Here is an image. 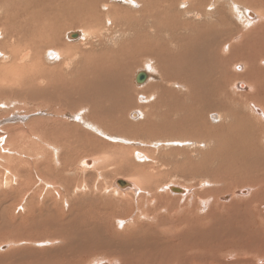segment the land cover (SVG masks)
<instances>
[{
    "label": "rangeland",
    "instance_id": "374dc122",
    "mask_svg": "<svg viewBox=\"0 0 264 264\" xmlns=\"http://www.w3.org/2000/svg\"><path fill=\"white\" fill-rule=\"evenodd\" d=\"M1 1L3 4H5L4 0H1ZM48 1L46 0L45 1L46 3L44 2V4L42 5L41 3L35 4L39 6L38 9L41 8L43 5H46L45 8L53 11L51 13H48L49 18L47 20L42 21V23L45 22L48 25H45L46 27H41V25H44V24L40 23L39 26L34 27L33 30L32 31L30 30L26 35L22 34V38L18 46L20 49H25L24 52H26L27 50L31 51V55H30V58H28L27 63L28 65L32 67L31 70L38 71V68H39V71L34 73L35 78H38L39 75H42V77L46 78V82L44 81L45 79H43L42 81L40 79L38 80L39 82L38 84H40V86L42 87L41 89L47 88L46 90L44 89V91L43 90L41 91L43 92L47 91L46 95L50 94L48 95L49 97L48 96L46 97L45 93H42V95L44 94V96L41 97L42 99H40L38 96H35L36 94H39L38 90L34 92L31 96L30 93L32 92L30 91L31 89L27 85V82L25 83V86H23V88L17 85L0 83V168L2 165V168L0 169V264H46L47 262H48L47 264H52V263L53 264H72V262L74 264H78V263L79 264H95V262L96 264H102L103 263L102 261L104 262L106 261L105 257L102 254L96 253L94 250H91V252H87L86 254H82V255L81 253H78L79 251H81L82 247L79 246L76 240L70 236V234L67 232L68 230L67 228H70L69 230L71 232L72 231L79 232V231H83V229H84V232H86L87 230V233H91L92 235H94L95 237L94 242L97 244L98 243L106 244L112 241L113 244L124 242V245H126V244H135L136 242L142 248L144 247L145 254L147 258L151 257L152 259L151 261L156 260V259L147 254L148 250L152 249V251H162L163 247L165 248L169 245H170L169 247H171V243H172L173 246H175L176 248L174 249L171 247L174 250V252L171 253L170 255L175 254L176 257L173 255L175 258H172L169 260L171 262L170 264H172V262L173 264H176V263L178 264H181V263L182 264H188V263L190 264L191 263L192 264H196V263L197 264H201V263L202 264H210V263L211 264H216V263L218 264L219 263L220 264H254V263L261 264L259 260L255 262L253 261L249 262L247 261V258H245V256L243 258L242 255H243V252H245L246 250L252 252L254 255H258V254L264 255V188H262L261 191L256 195L255 194L256 190L251 189L249 186L246 185V181L252 180L251 178L257 175V173L254 172L253 174H251L247 172L248 174H251V176H249L247 173H245L246 177L243 175L245 165L243 162H239V163L235 162L237 159L238 152L237 151L233 152V146H234L235 138L238 139V142H241L240 148H242L244 144H247L250 142L254 144V147L257 149L256 154L258 157H260V154L262 152L264 153V144H262V141H261L263 133H264L263 131L264 122H262L261 124L260 122L256 121L251 116L253 114H251L249 110H246L243 104L239 105L240 107L242 106L241 108H238V110H240L239 113L241 114V117L243 118L246 117L247 120L251 123V125L248 123V121H246L245 127H243L242 123H238L239 126L237 125L233 129H226L224 128V125H222L223 121H221V119L217 117L216 113L215 114L213 113V117L209 118L211 113L214 111H210L211 112L210 114L206 113L205 120L198 119L196 121L193 119L194 112H195V109H194L195 104L193 102V99L196 98L199 95V93L192 91V90H186V89L183 90V87L177 88L176 86H173V87L170 86L166 88L167 91L170 92V94L168 92L169 95L165 96L166 93L164 89L161 87H158V85H162V83L158 84V82H160V75L155 70L153 72L156 73L157 75L152 76L153 78L149 80L151 82L147 81L143 85H138L135 81L136 74L140 70L143 71L144 68H146L144 67L145 66L144 61L146 60V63H147L149 62L148 60H151V61L154 60V58L151 59V57L149 56V52L151 51H158L160 49V51L163 52L164 56L167 57L166 59L171 61V59L175 60L176 58V60L183 61L184 63L187 64L186 59H189L191 55L189 47L191 44H193V38H194L193 34L195 35V33L200 30V27L199 26L195 27V30H194L193 23L196 20L194 18H188L182 15L183 6L180 5L181 1L176 0L177 1L176 2L175 0H171L169 2L167 0L168 1L167 3L166 0H160V3H159V0H157L158 2H156V0L155 1L153 0L154 2L152 0H144L143 3H145L146 5H145V10H142L143 9L142 7H141L142 9L140 8L135 9V6L134 8H132L129 4L124 3V1L122 0L120 1L119 0H108V1L101 0V2H108L109 3L108 5H110L112 7V10H114V14L112 13V19H113V22H116L115 24L117 26L115 25L112 26L111 23L109 24L106 22L107 14L101 9V6L103 5V3L100 4L101 6L96 7V9L95 7H90V6L88 8L86 7L88 5L84 3L77 4V5H74L76 6L75 11L65 14L62 12V10L66 8L67 6L63 7L61 5L59 8H57V5H60V0H57V1L52 0V1H56L57 3L52 2L51 0H48ZM237 1L241 3L240 12L243 13L245 9L246 11H251L255 13L258 18V21L261 19L264 20V6L261 4H258L260 3L258 0H237ZM34 2H36V0H34ZM39 2L43 3V0ZM248 3H251L253 7L245 5ZM171 4H172V7L169 6ZM221 4L222 5L224 4V5L222 6ZM221 4L216 11H213L214 13H216V15L213 17L212 21H216L218 25H220L219 28H221L222 22H220V19L222 18L227 19V21L224 23L225 24L224 28L226 29L228 27H231L233 30V33H236V34L238 31H242V30L244 31L250 28L248 29V31H245V33L249 35L247 39L248 43L246 42L245 45L242 46L241 49L238 50L241 52V54H246L248 59L246 60L243 59L241 60L240 63H236V66L243 67L242 70L239 69L238 71H234L235 69L233 68V65L232 64L229 65V63L227 64L225 63L224 65H221L222 67V71H221L219 59L213 57L210 51H207L205 55L204 51L198 50L196 54L198 58L196 59V61H197V64L199 65L203 63L205 65L207 64L208 67H210L209 66L210 64L213 66V68L218 67L219 68L218 73L220 71L223 72L225 68L224 70L225 74H223L222 78H224V83H225V87L227 88L226 89L227 93H231L233 85L236 83V80H238L237 77L239 76V73H244L249 70V73L253 76L254 74H256L258 69L264 70V63L262 65H260L259 63L261 61L264 62V21L261 20L259 21V23L257 22L253 24L252 26L247 27L246 20H248L249 22H255L256 20L255 21L252 20L251 18L247 16V14H245V17L247 18L245 19L244 14H243V19L245 20L244 21L242 17H240L241 15H239V12L238 13H236L235 11L234 13L232 12V10L229 8L230 5L226 3V0L222 1ZM262 4H264V0ZM163 5L164 7L165 5H167L164 11L162 10L164 8ZM150 6L152 7V9L150 8ZM90 8L94 10L91 9V11L88 13L87 11H89ZM98 10L99 12H97ZM117 10L120 12H118ZM156 10L162 11V14L160 17ZM165 10L167 12H165ZM92 12H94L95 15ZM128 12H130L131 14H129ZM134 12L136 13L139 12V13L133 16H137L142 19H138L137 17L132 18L131 16ZM145 12H148V13H145ZM224 12H227V13H224ZM143 13L145 14L144 16H143ZM149 13L150 14L152 13V14L150 15ZM89 14L93 16L90 18L91 15ZM96 15H97V18H96ZM145 16H147V19H150V20L146 21L147 19L145 18ZM169 16L171 18H169ZM152 17H154V19L158 17V19L156 20H159L161 18L162 19L166 18L165 22H164V19L163 20L161 19L162 23L169 22L171 23L172 27L176 24L175 25L176 29L175 27L173 28L175 29V32L177 33L176 35L181 36V38H177L179 42L176 39V43L173 42L174 44L170 43L168 45L164 43L160 34H157L156 36H152L150 33L144 32V30H146L147 27L142 26V23L143 24H147L146 22L150 23L152 21ZM172 17H176L177 21L173 22L174 18ZM89 18L91 20L96 18L95 19L96 21L95 20L91 21ZM72 19H76V23ZM131 19H134V20L131 21ZM126 21L127 22L129 21V22L126 23ZM135 21H138V22H135ZM179 21L181 24H179ZM58 22L61 23V25L64 22L75 24V25L73 28H68L64 26L62 27V29L58 30V29H55ZM140 22H141V25H140ZM188 22L190 23L189 26L186 25V23ZM119 24L120 26L118 27ZM51 25L54 28L51 27ZM132 25H134V27ZM181 25H182V28H181ZM184 25H186V27ZM139 26H142L145 29L142 30L143 28ZM183 26L186 29H184ZM119 28L120 29L122 28V30H120ZM127 28H129L130 31L128 30L126 33L130 35L124 38L125 29ZM75 31L85 32L87 36L84 39L82 37L77 40L69 39L67 34L70 32H75ZM109 31L111 32L109 33ZM2 32L7 33L6 36L9 37V42L13 41L14 38L18 39V37H20L18 35H16V37L14 36V28L12 25H8L7 29H3ZM113 32H114L113 35L117 36V41H116L117 44L115 43V41H114V44H112L110 42L107 43V41L105 40V38L106 39L113 38L114 36L111 34ZM182 32H184L185 34H183ZM89 33L93 36L89 37L90 35ZM163 34H166V33L164 32ZM188 34L190 35V37ZM132 36L134 37L133 40H132L133 38ZM182 36L183 37L185 36V38L183 39ZM8 37L4 36L1 38V35H0V51H2V53L3 52L6 53V55L9 56L10 54H9L7 46L11 47L10 46L11 42L7 44L6 47H5V44L2 43L3 41H7ZM137 37L138 39H135ZM142 38H144V40ZM148 38L149 40H146ZM154 38L156 39L158 38V40L160 41L162 39V41L160 42L156 40L157 41L156 43L155 40L153 41ZM47 39H49V41L55 40V42L58 43L59 45L61 44L69 45V48H71V57H73V62H70L68 60L69 59L68 57L70 55L69 56L67 55L66 46H64L65 48L64 49L65 51H63L64 53L62 54L60 52L62 58L61 57L58 58L57 60H55L56 62L54 60H48L47 57H45V51L48 50V48H46V43H45ZM119 39L121 40L118 41ZM100 40L102 41L101 44L103 46L100 44L101 42ZM146 43L148 44L147 45L148 47L145 48L143 47V45L145 46ZM151 44H153L154 47L151 46ZM179 44L181 45V47ZM182 45L185 49H183ZM176 46H177L178 51L177 50L175 51ZM111 47H114V49L113 48L111 49ZM180 48H182V50ZM217 48H218L217 49L218 53L220 52L222 54V51H221L222 46L220 47L217 46ZM209 49L211 50V48ZM180 50L181 52L179 53ZM260 50H261L263 59L262 57H260ZM182 51H185V52H182ZM144 52H148V55L146 56ZM166 52L167 53L170 52V53H168V55L166 56ZM2 53L0 52V68L1 67L6 68V67L11 66L12 60L3 59L4 57ZM250 53H254L255 56H251ZM38 59L39 61L41 59V61L39 62ZM16 62L20 63V60H17ZM217 63L219 65H217ZM95 64L98 68H95L96 67ZM34 65H37V67L34 68ZM103 65H106V67H109L110 69L114 70L115 73H117V75H119L118 73H120L123 76V80H122L123 86H124L123 92L120 95L115 94L116 99L119 97L121 101L120 109L115 111L116 114L114 112L115 117L113 114V116H110V118H104V117L101 118V116L99 117V115H95L91 113L92 108L94 107V105H96V101H97V104L98 103L100 104L97 98L98 94H96L92 89L94 87L93 84L96 81L97 83L99 82L100 85L103 84L101 80L104 79L105 74L107 73V72L105 73ZM118 65H120V67ZM157 67L158 69H160L158 65ZM116 70L118 71L116 72ZM145 70H148V68H146ZM51 71H54V73L53 72L50 73ZM209 74L211 75L210 72ZM260 74H261V81L263 78V83H262L263 89H259L257 91L260 93L259 96L264 101V71L260 72ZM4 77L5 76H0V81ZM216 77L220 78L218 75H216ZM47 79L50 81H48ZM53 79L58 80L60 82L57 84V82H53ZM77 80H79L80 83L86 82L89 85L91 83L92 86L90 88V91L86 90L84 93L79 92L80 90H78V86L76 82ZM242 82L243 81L239 82L238 84L240 83L243 84ZM149 83L151 84V86L149 85ZM165 84H166L165 86H169L167 83ZM48 85H50L49 88L47 87ZM102 86L104 87L105 84H103ZM116 86L118 87L119 84L117 83ZM154 86H157L158 89H155ZM135 87H138L139 89ZM53 88L55 91L52 90ZM55 88H58L60 91ZM143 88L145 91L143 90ZM70 91L72 92V94ZM239 91H242L244 93L247 92V91H243L240 89ZM77 92L78 94H76ZM173 92L174 94L172 95ZM201 92L205 93L204 97L211 96V95L213 96L214 94V91L210 89L207 90L206 88H202ZM220 92H221V89L218 88V95ZM53 93L55 95H52ZM61 93L62 94L66 93V94L64 96ZM139 93H142L141 94L142 96ZM152 93H155V95L152 96ZM160 93L162 96H165L166 98L159 99L158 96ZM29 94H30V97L32 98H29ZM59 94H61V97L57 98L56 95H59ZM69 94H71V96ZM124 94L129 95L130 102L132 103L127 106L125 105L126 107L124 108V114L121 113L123 117H121L120 121L123 120L124 124L119 123L118 125H114L112 127L113 124L111 123V126L110 125H108L109 127L105 126L106 128L104 130L108 132L107 134L103 130H101L97 125L99 122H100L99 124L101 127L104 126L106 123L109 124V122L111 121H108V119L110 120L113 119L114 122H116V117H117L116 115H121L120 112H123L122 108L124 107V102H123ZM107 95L108 94H105V98L109 97ZM151 96L155 99H152ZM234 96H236V94H234ZM141 97H144V98H141ZM73 98L75 100H78V99L88 100L91 104L89 106L83 103L82 104L78 103L79 105L77 106L78 107L77 108L78 110H77L75 109L76 106L72 108L73 105L72 106L70 105L71 104L70 102ZM88 98L91 100H89ZM91 101L93 102V104ZM210 103L209 104L203 103V104L210 105ZM65 104L66 105L68 104L69 106L68 105L66 106ZM99 104L96 105L95 107L98 108ZM159 104L160 106H158ZM50 107H53V108H50ZM232 107L236 109V105L231 106L230 109ZM71 108L73 111L71 110ZM116 108H119L118 102H116ZM258 108L263 111L262 107L258 106ZM53 113H58L59 117L55 116ZM132 113L138 114L137 117L133 118L131 116ZM144 114H146V117H147V114H150V115L146 118ZM168 117L170 119H168ZM149 118L154 122L149 120ZM51 120L53 122H50ZM146 120L149 121L146 127L144 126L143 128H141L142 130L136 128V126L141 125ZM160 122H164L166 125ZM58 126H60L59 127L60 129L58 128ZM75 127H76V130H74ZM225 127H227V124H225ZM31 130L33 131V133L34 131L35 132L37 131V133H34L36 134V136L39 134L38 133L39 131L40 132L39 135L43 138V142L45 141V139L48 141V142L45 141L47 145H59V147H61V150L59 152V158H60L62 167H65V170H62L61 172L62 168L59 166V164L55 163L54 157H52L54 154L53 150L49 149L50 150L49 151L47 148L44 147V145L42 146V143L40 144V146L34 143L35 149L39 148L37 149V151L39 150L37 153H40V155L45 157L46 159L41 157L42 165L41 163H39L40 167L39 168L35 167L34 164L38 162L37 156H35V154H30L31 147L28 145L29 143L28 140L32 138L30 137ZM64 132L66 133L67 136L65 135ZM141 132L144 134H142ZM151 132H153L154 134H151ZM11 133L13 134L11 135ZM58 133L59 135H57ZM148 133H150L151 135H149ZM68 134H71V135H68ZM156 135L158 136L156 137ZM14 136H16L15 145H16V142L19 140L20 145H18L17 147H19L18 149L21 150V151L19 150L20 153H23L24 158H22L21 154H18V153L14 154L15 150L11 146L12 143H10V142H14L13 141ZM58 136L60 137V139ZM69 136L70 137L72 136V137L69 138ZM52 137L53 138L55 137V138L53 139ZM77 137H79L80 139L79 138L77 139ZM178 137H186L188 139L183 140V138L180 139ZM196 139L200 140L202 142L201 145H203L201 148H197L198 150L195 149L196 143L198 142ZM94 143H96V145ZM3 145L4 147L5 146L6 147L5 148L2 147ZM21 145H24V146H21ZM68 146H71V147H68ZM91 146L98 147L100 149L99 150L97 148L98 149L97 151L99 153L97 151H95V153L92 152L93 150H90ZM23 147L25 150L28 149V151L23 152L22 151ZM101 147L102 148L104 147V148L102 149ZM2 148L10 149V151L12 150L13 152L7 151L6 153H4V150L3 152L1 151ZM86 150H87V154H86ZM31 151L36 152L34 149ZM102 151L104 154L102 153ZM224 151H225V154H223ZM16 152H18V150H16ZM25 153H28V154L25 155ZM137 153L141 155V159H138ZM11 155H13L15 158ZM19 156H21V158H19ZM17 158H19V160ZM103 158L106 159L107 161L100 162L98 164L96 163L97 165L95 164L93 168L86 170V171H82L80 169L81 167L80 163L83 160L97 161ZM47 159H50V162L49 160L47 162L43 161ZM29 160H32V161H29ZM15 161L16 162L20 161V163L21 161H24V162L21 163L22 164L21 166L20 163H16ZM26 162H28L29 164H27ZM9 163L11 164L14 163L11 166L12 169L9 168L10 167ZM124 163H127V164L125 165ZM133 163H134V166H132ZM23 164L25 165V168H24L25 172L22 169V167H24ZM126 167L128 168L126 169ZM137 167H139L141 170ZM33 168L35 169L33 170ZM129 169L133 170V173ZM9 170L10 171L12 170L11 175H10ZM12 175L15 176V179L13 178ZM41 179H44L45 182L44 183L40 182ZM122 179L127 180V181L130 180L131 182L138 185L140 189L138 193L137 192L133 193L132 191H125V190H122V188L116 189L114 185L115 181L122 180ZM222 181H226V182L222 184ZM237 181L238 182L243 181L245 184L243 183V185H241L237 183ZM139 182L144 186H142ZM170 184H174L179 187L181 186V187L187 188L189 190V194L182 196L180 194L171 193L169 190L166 189V186ZM140 185L142 188L140 187ZM237 186L238 188H236ZM59 188L61 189L60 192L62 191L63 195L61 197L57 196L54 198L53 196H54V193L56 192L55 190H59ZM62 188L64 190H62ZM67 189L68 191L65 192V190ZM114 189L120 192L116 193L115 191H113ZM190 189L193 192H191ZM241 190H247L248 193L244 195L239 194L237 196L238 198L237 197L231 198L233 193H239V191ZM1 193H4V194H1ZM7 193L9 194V196L6 195ZM33 194H35L36 198L35 197L32 198L34 196ZM3 195H6L7 198L6 196H3ZM217 195L219 197H217ZM253 195H254L255 200L253 199ZM216 197L218 198V200ZM225 197H229L230 200L232 199L233 200L235 199V200L230 201L228 199V201H226L224 200ZM256 198L258 199L256 200ZM65 201L67 202V204L65 203ZM73 201L75 202L73 203ZM139 201H140V204H139ZM250 201L252 202L250 203ZM25 205L27 208H29L28 210L25 208ZM60 207H61V210H60ZM88 207L90 208L88 209ZM106 207L107 208L109 207V208L107 209ZM84 208L87 210H85ZM33 209H35V211H33ZM29 210L30 212H28ZM36 210L39 212L41 211L40 212L41 214L40 213L38 214ZM82 210L84 212H82ZM102 210L104 212L106 210V212L103 213ZM78 212L80 215L82 213L81 217L77 216ZM98 213H99V216L93 217L94 215L95 216L98 215ZM108 213H110L111 216ZM37 214L38 216H36ZM56 214L59 216H57ZM74 214L76 215L75 216L76 218L74 217ZM34 215L37 218L36 220H34L35 219ZM72 215L73 217H71ZM32 216H34V218ZM31 217H32V220L35 221L34 225H32V221L29 219ZM57 217H58V220H57ZM47 218L49 221L46 220ZM67 219H69L70 222ZM37 220L39 222L41 221L43 223V226L41 222H40L41 224L40 223L37 224L36 223L38 222ZM59 220L61 221L58 222ZM74 220H77V221H74ZM78 220L80 221L79 225H78L79 223ZM99 221L102 222L101 225ZM212 221L214 224L212 223ZM61 222L62 223L64 222V224H62ZM76 222L78 223L76 224ZM208 224H210L211 226L210 225L208 226ZM73 225L74 227H72ZM28 226H29V229L27 230ZM39 226L41 227L38 228ZM48 227H49V230H48ZM80 228L81 230H79ZM93 228L95 229L94 230L95 234L92 231ZM42 230H44V232ZM45 230L47 234L44 237L46 233ZM29 232H31L32 234V236L30 237H29L30 235ZM25 233L28 234L29 238H27V235H25ZM41 233L44 235H41ZM48 233H51V234H48ZM134 234L136 236H134ZM99 235L101 238H103V240H98L96 238V236L99 237ZM56 236H59V237L56 238ZM156 236H158V238ZM86 237L88 239L93 238V237L91 238L88 236ZM232 237L234 240L232 239ZM64 238L66 239L64 240L65 244L63 243L58 244V241L61 239L63 240ZM26 239L30 242L33 241L31 242V246L30 245L28 246V244L26 245L25 242H22V240H26ZM147 239L148 240L152 239V240L148 241ZM157 239L159 240L157 244L159 245L158 250L153 249V247L157 248V245H156ZM153 241H155V244ZM143 243L145 245H143ZM41 244L43 245L45 244V245L43 246ZM150 246L152 248H150ZM123 247L124 246L122 247L120 246L119 248H123ZM129 249L130 248H127L125 250H129ZM71 251H73L72 254H69L71 253ZM176 251L178 255H176ZM183 253H186V255H184ZM194 254L196 256H194ZM226 255L227 256L229 255V256L227 257ZM179 256L181 257L180 260H179L180 258ZM186 257L188 260H184L186 259ZM128 261H132V260H128ZM210 261L215 262V263H212ZM156 263L160 264L159 262H156ZM131 264H137V263L132 262Z\"/></svg>",
    "mask_w": 264,
    "mask_h": 264
},
{
    "label": "bare ground",
    "instance_id": "6f19581e",
    "mask_svg": "<svg viewBox=\"0 0 264 264\" xmlns=\"http://www.w3.org/2000/svg\"><path fill=\"white\" fill-rule=\"evenodd\" d=\"M5 1V4H3L2 3V1L0 0V27H2V28H0V35H1V38L2 37H8V36H6V32H2L3 31V29H7V27H8V25H12L13 26V28H14V36L16 37V35H18V36H20V37H18V39H13V41H10L11 42V44H10V46L11 47H8L7 46V48H8V51H9V56L8 55H6V53H2V51H0L2 54H3V59H10V60H12L11 62H12V65L11 66H9V67H6V68H4V67H1L0 68V76H5L4 78H2L1 79V81H0V83H3V84H11V85H17V86H21L22 88H23V86H25V83L27 82V85L29 86V88L31 89L30 91L32 92V93H30L31 94V96H32V94L34 93V92H36L37 90L39 91L38 93L39 94H36L35 96H38L40 99H42L41 97L42 96H44V94L42 95V93H45V95H46V93H47V91L46 92H43L44 91V89L46 90L47 88H44V89H41L42 87L40 86V84H38L39 82H38V80H40L41 79V81L43 80V79H45L44 81L46 82V78H44V77H42V75H39V77L38 78H35V75H34V73L35 72H38L39 71V68H38V71H34V70H31V66L30 65H28V63H27V60H28V58H30V55H31V51L30 50H27L26 52H24V50L25 49H20L19 48V46H18V44H19V42H20V40H21V38H22V34H24V35H26L30 30L32 31L33 30V28L34 27H37V26H39V24L40 23H42V21H44V20H47L48 18H49V14L48 13H51V12H53V11H51V10H48L47 8H45L46 7V5H43L41 8H39L38 9V7L39 6H37V5H35L36 3L37 4H39V3H41V5L42 4H44V2L46 1V0H43V3L42 2H39V1H42V0H36V2H34V0H4ZM48 1V0H47ZM52 1V0H51ZM57 1V0H56ZM56 1H52V2H56ZM108 1V0H107ZM120 1V0H119ZM122 1H124V3H126V4H129L132 8H134V6H135V9H138V8H140V9H142V10H145V3H143V1L144 0H122ZM153 1V0H152ZM155 1V0H154ZM153 1V2H154ZM169 2L171 1V0H168ZM168 1L166 0V2L168 3ZM176 1V0H175ZM177 1H179V0H177ZM176 1V2H177ZM181 2H180V5H182L183 7H182V9H183V12H182V15H184V16H186V17H188V18H194L196 21L193 23V27H194V30H195V27H200V30L199 31H197L196 33H195V35L193 34V33H191V34H193V36H194V38H193V44H191L190 45V47H189V50H190V53H191V55H190V57H189V59H186V61H187V64L186 63H184L183 61H179V60H176V58H175V60L174 59H171V61L170 60H168V59H166L167 57H165L164 56V54H163V52H161L160 51V49L158 50V51H151V52H149V56L151 57V59L152 58H154V60H148L149 62H147L146 63V60L144 61L145 63H144V67H146V68H148V70H145L146 68H144V72H146L147 74H148V79H147V81H149V80H151L153 77L152 76H155V75H157L156 73H154L153 71L155 70L156 72H158L159 73V75H160V82H158V84H160V83H162V85H158V87H161V88H163L164 89V91H165V93H166V95L165 96H167V95H169L170 94V92L169 91H167V89L166 88H168V87H170V86H176L177 88L178 87H183V90L184 89H186V90H192V91H195V92H197V93H199V95L196 97V98H194L193 99V102H194V109H195V112H194V120H198V119H204L205 120V114L207 113V114H210L211 112L210 111H214V112H212L211 113V115L209 116V118H212L213 117V113L215 114L216 113V115H217V117H219L220 119H221V121H223L222 122V125H224V128H226V129H233L234 127H236L237 125H238V123H242V125H243V127H245V124H246V121H248L247 120V118L245 117V118H243V117H241V114L239 113L240 112V110H238V108H241L239 105H242L243 104V106H245V108H246V110H249V112L251 113V114H253V115H251L256 121H258V122H260L261 124H262V122H264V101L261 99V97L259 96V92L257 91V90H259V89H263V78H262V81H261V74H260V72H262V71H264V70H261V69H258L257 70V72H256V74H254L255 75V77H254V75L252 76L250 73H249V70L247 71V72H244V73H239V76L237 77V79L238 80H236V83L233 85V87H232V92L231 93H227V88L225 87V83H224V78H222V76H223V74H225V72H224V70H225V68H224V70H223V72H221L222 71V67H221V65H224L225 63L227 64V63H229V65L230 64H232L233 65V68L235 69L234 71H238L239 69H243V67H238V66H236V63H240L241 62V60H246V59H248L247 58V55L246 54H241V52L240 51H238L239 49H241V47L242 46H244L245 45V43L247 42V39H248V34L247 33H245V31H248V29H250V28H248V29H246V30H242V31H238L237 32V34L236 33H233V30H232V28L231 27H228V28H224V26H225V22L227 21V19H220V22H222V27L221 28H219V26L220 25H218V23L216 22V21H212L213 20V17L216 15V13H214L213 11H216L218 8H219V6H220V4L222 3V1H224V0H180ZM260 3H258V4H261V5H263L264 6V4H262L263 3V0H258ZM49 2V1H48ZM156 2H158L157 0H156ZM155 2V3H156ZM163 2V1H162ZM46 3V2H45ZM57 3V2H56ZM55 3V4H56ZM81 3H84V4H86V5H88V6H86V7H88L89 8V6L90 7H95V9H96V7H99V6H101L100 4H102L103 3V5L101 6V9H102V11H104L106 14V22L107 23H111V25L112 26H117L115 23L116 22H113V19H112V13L114 14V10H112V7L110 6V5H108L109 3L108 2H101V0H60V5H57V8H59L61 5L64 7V6H67L66 8H64L63 10H62V12L63 13H65V14H67V13H71V12H73V11H75V7L76 6H74V5H77V4H81ZM154 3V4H155ZM159 3H160V0H159ZM158 3V4H159ZM165 3V2H164ZM175 3V2H174ZM225 3V2H224ZM226 3L228 4V5H230L229 6V8L232 10V12L234 13V11L236 12V13H238L239 12V15H241L240 17H242V19H243V14H244V18L245 19H247L246 17H245V14H247V16L249 17V18H251L252 20H256L255 22H249L248 20H246V26L247 27H250V26H252L253 24H255V23H259V21H264L263 19H261V20H259L258 21V18H257V16H256V14L255 13H253V12H251V11H246L245 9H244V11H243V13L242 12H240L241 10H240V6H241V3H239L237 0H226ZM163 4V3H162ZM143 5V6H142ZM150 5V4H149ZM153 5V4H152ZM160 5V4H159ZM158 5V6H159ZM222 5V4H221ZM224 5V4H223ZM222 5V6H223ZM245 5H247V6H251V7H253V5L251 4V3H248V4H245ZM113 6V5H112ZM118 6V5H117ZM156 6V5H155ZM169 6H171L172 7V4L171 5H169ZM168 6V7H169ZM227 6V5H226ZM81 7V6H80ZM80 7H78V8H80ZM142 7V8H141ZM157 7V6H156ZM163 7H164V5H163ZM162 7V8H163ZM165 7H167V5H165ZM165 7L162 9L163 11H164V9H165ZM179 7V6H178ZM225 7V6H224ZM254 7H256V6H254ZM116 8H118V7H116ZM115 8V9H116ZM130 8V7H129ZM128 8V9H129ZM150 8L152 9V7L150 6ZM181 8V7H180ZM180 8H178V9H180ZM227 8V7H226ZM243 8V7H242ZM91 9L92 8H90V10L89 11H87L88 13L91 11ZM99 9V8H98ZM127 9V8H126ZM167 9V8H166ZM223 9V8H222ZM79 10V9H78ZM92 10H94V9H92ZM118 10H120V9H118ZM117 10V11H118ZM142 10H141V12H142ZM168 10V9H167ZM175 10V9H174ZM230 10V11H231ZM250 10V9H249ZM84 11V10H83ZM128 11V10H127ZM157 11V13H158V15H159V17L161 16V14H162V11L161 10H156ZM246 11V12H245ZM86 12V13H87ZM97 12H99V10L97 11ZM96 12V13H97ZM118 12H120V11H118ZM137 12V11H136ZM136 12H134L133 14H132V18L133 17H137V16H133V15H135V14H138V13H136ZM144 12V11H143ZM165 12H167L166 10H165ZM170 12V11H169ZM177 12V11H176ZM218 12V11H217ZM58 13V12H57ZM92 13H94V12H92ZM129 14H131L130 12H128ZM145 13H148V12H145ZM171 13V12H170ZM169 13V14H170ZM174 13V12H173ZM173 13H172V15H173ZM180 13V12H179ZM220 13V12H219ZM224 13H227V12H224ZM84 14V13H83ZM150 14V13H149ZM152 14V13H151ZM150 14V15H151ZM166 14H168V13H166ZM166 14H165V16H166ZM229 14V13H228ZM227 14V15H228ZM58 15V14H57ZM75 15H77V14H75ZM82 15V14H81ZM89 15H91V14H89ZM94 15H95V13H94ZM145 14L143 13V16H144ZM149 15V16H150ZM171 15V16H172ZM232 15V14H231ZM85 16H87V15H85ZM93 15H91L90 16V18L92 17ZM124 16V15H123ZM157 16V15H156ZM164 16V17H165ZM177 16V15H176ZM229 16V15H228ZM79 17V16H78ZM103 17V16H102ZM168 17V16H167ZM181 17V16H180ZM84 18V17H83ZM87 18V17H86ZM89 18V19H90ZM96 18H97V15H96ZM95 18V19H96ZM104 18V17H103ZM126 18H127V16H126ZM138 19H142V18H139V17H137ZM145 18L147 19V16H145ZM149 18V17H148ZM169 18H171L170 16H169ZM172 18H174L173 19V22H176L177 21V19H176V17H172ZM215 18H217V17H215ZM88 19V20H89ZM95 19H92V20H95ZM102 19V18H101ZM125 19V18H124ZM156 19H158V17L156 18ZM156 19H154V17H152V21L150 22V23H148V22H146L147 24H143L142 23V26H146L147 28H146V30H144L145 28L144 27H142V26H139V27H142L143 29L142 30H144V32H146V33H150L152 36H156L157 34H160L161 35V38L163 39V41H164V43L165 44H170V43H173V42H175L176 43V39L177 38H181V36H177L176 34V32H175V29H176V27H175V23H173V24H175L173 27H175V29L172 27V25H171V23H169V22H167V23H164L165 22V19L166 18H163L164 19V22L162 23V21H161V19H159V20H156ZM162 19V20H163ZM187 19V18H186ZM229 19V18H228ZM231 19V18H230ZM75 23H76V19H72ZM85 20V19H84ZM91 20V19H90ZM91 20V21H92ZM98 20V19H97ZM104 20V19H103ZM102 20V21H103ZM129 20V19H128ZM132 20H134V19H131V21ZM137 20V19H136ZM148 20H150V19H147L146 21H148ZM172 20V19H171ZM184 20H185V18H184ZM192 20V19H191ZM244 20V19H243ZM69 21V20H68ZM96 21V20H95ZM94 21V22H95ZM130 21V22H131ZM140 21V20H139ZM159 21V22H158ZM166 21H168V20H166ZM245 21V20H244ZM88 22V21H87ZM100 22V21H99ZM129 22V21H128ZM127 21H126V23H128ZM135 22H138V21H135ZM97 23V22H96ZM185 23V22H184ZM42 24H44V25H41V27H46L45 25H48L47 23H45V22H43ZM83 24V23H82ZM123 24H124V22H123ZM133 24H135V23H133ZM179 24H181L180 23V21H179ZM56 25V24H55ZM74 25L75 24H70V23H67V22H64L62 25H61V23H59L58 22V24L56 25V28L55 29H58V30H60V29H62V27H68V28H73L74 27ZM140 25H141V22H140ZM186 25H190V23L188 22V23H186ZM186 25H184L185 27H186ZM120 26V24L118 25V27ZM130 26V25H129ZM133 27H134V25H132ZM183 26V27H184ZM51 27H53L52 25H51ZM81 27H82V25H81ZM184 27V29H186ZM54 28V27H53ZM92 28V27H91ZM102 28V27H101ZM116 28V27H115ZM130 28H132V27H130ZM181 28H182V25H181ZM19 29V30H18ZM75 29H77V28H75ZM120 29V28H119ZM115 30V29H114ZM118 30V29H117ZM120 30H122V28L120 29ZM130 31V29L129 28H127V29H125V37L124 38H126V36H129L130 34H127L126 32L127 31ZM181 30H183V29H181ZM180 30V31H181ZM188 30V29H187ZM112 31V30H111ZM111 31H109V33L111 32ZM180 31H178V32H180ZM108 32V31H107ZM106 32V33H107ZM123 32V31H122ZM121 32V33H122ZM132 32V31H131ZM166 33V34H163V33ZM189 32V31H188ZM195 32V31H194ZM93 33V32H92ZM183 34H185L184 32H182ZM187 33V32H186ZM57 34V33H56ZM65 34V33H64ZM63 34V35H64ZM67 34V33H66ZM90 34V33H89ZM88 34V35H89ZM112 35L114 34V32L113 33H111ZM115 34H117V33H115ZM142 34H143V32H142ZM60 35V34H59ZM59 35H58V37H59ZM62 35V34H61ZM72 35H76V36H78L75 40H77V39H80L81 37L84 39L86 36H87V34L85 33V32H77V31H75V32H70V33H68L67 34V36H68V38L69 39H71V40H74L71 36ZM132 35V34H131ZM148 35V34H147ZM189 35V34H188ZM13 36V35H12ZM91 36H93V35H89V37H91ZM96 36V35H95ZM94 36V37H95ZM102 36V35H101ZM100 36V37H101ZM108 36V35H107ZM114 36V35H113ZM112 36V37H113ZM118 36H119V34H118ZM123 36V35H122ZM122 36H121V38H122ZM149 36V35H148ZM186 36V35H185ZM185 36L183 37V39L185 38ZM193 36H191V37H193ZM57 37V36H56ZM57 37V38H58ZM97 37V36H96ZM133 37V36H132ZM140 37V36H139ZM150 37V36H149ZM188 37V36H187ZM189 37H190V35H189ZM41 38V37H40ZM43 38V37H42ZM62 38V37H61ZM105 38V37H104ZM123 38V39H124ZM145 38V37H144ZM144 38H142L143 40H144ZM65 39V38H64ZM102 39V38H101ZM134 39V37L132 38V40ZM135 39H138V37L137 38H135ZM162 39H161V41H162ZM182 39V40H183ZM38 40V39H37ZM105 40L107 41V43L108 42H110V43H112V44H114V41H115V43H116V41H117V36H114L113 38H105ZM104 40V41H105ZM121 39H119L118 41H120ZM146 40H149V38L148 39H146ZM145 40V41H146ZM156 41V40H158V38L156 39V38H154L153 39V41ZM181 40V39H180ZM53 41V42H52ZM64 41V40H63ZM101 41V40H100ZM105 41V42H106ZM130 41H131V39H130ZM130 41H128V42H130ZM158 41H160V40H158ZM160 41V42H161ZM177 41H178V39H177ZM186 41V40H185ZM185 41H183V42H185ZM192 41V40H191ZM9 42V37H8V40L7 41H3L2 43L3 44H5V47H6V45L7 44H9L10 43ZM42 42H44V41H42ZM41 42V43H42ZM75 42V41H74ZM95 42V41H94ZM152 42V41H151ZM179 42V41H178ZM182 42V43H183ZM187 42V41H186ZM35 43V42H34ZM37 43V42H36ZM45 43H46V48H48V50H46L45 51V57H47V59L48 60H57L58 58H60L61 57V53L63 54L64 52L63 51H65L64 49V46H66V49H67V55L69 56L68 58V60L70 61V62H73V57H71V48H69V45H67V44H61V45H59L58 43H56L55 42V40H51V41H49V39H47L46 41H45ZM102 43V41L100 42V44ZM121 43V42H120ZM119 43V44H120ZM156 43H157V41H156ZM248 43V42H247ZM117 44V43H116ZM174 44V43H173ZM189 44V43H188ZM187 44V45H188ZM38 45V44H37ZM102 45V44H101ZM111 45V44H110ZM148 44L146 43L145 44V46L143 45V47H148L147 46ZM180 45V44H179ZM35 46V45H34ZM103 46V45H102ZM104 46H106V45H104ZM142 46V45H141ZM151 46H153L154 47V45L153 44H151ZM158 46V45H157ZM184 46H186V45H184ZM217 46H222V54L219 52L218 53V51H217ZM57 47V48H56ZM115 47H117V46H115ZM168 47H170V46H168ZM172 47V46H171ZM174 47V46H173ZM179 47V46H178ZM180 47H181V45H180ZM182 47H183V45H182ZM114 49V47H111V49ZM137 48V47H136ZM141 48V47H140ZM139 48V49H140ZM209 48H211V50L209 49ZM116 49V48H115ZM149 49V48H148ZM158 49V48H157ZM181 50H182V48H180ZM183 49H185L184 47H183ZM124 50V49H123ZM143 50V49H142ZM153 50V49H152ZM172 50V49H171ZM170 50V51H171ZM178 51V49H177V46H176V49H175V51ZM181 50L179 51V53L181 52ZM198 50H202V51H204L205 52V55H206V53H207V51H210V53H211V55L213 56V57H215V58H218L219 59V61H220V69H221V71L218 73V67L217 68H213V66L210 64L209 66L210 67H208L207 66V64L205 65V64H203V63H201L200 65L199 64H197V61H196V59L198 58V56L196 55L197 54V52H198ZM93 51V50H92ZM105 51V50H104ZM115 51V50H114ZM145 51V50H144ZM175 51H174V53H175ZM238 51V52H237ZM22 52H24V53H22ZM61 52V53H60ZM77 52V51H76ZM117 52V51H116ZM121 52V51H120ZM182 52H185V51H182ZM188 52V51H187ZM237 52V53H236ZM145 54H146V56L148 55V52H144ZM168 53H170V52H168ZM168 53L166 52V56L168 55ZM171 53H173V52H171ZM177 53V52H176ZM239 53V54H238ZM33 54V53H32ZM41 55V54H40ZM77 55V54H76ZM188 55V54H187ZM222 55V56H221ZM250 55L251 56H255V54L254 53H250ZM98 56V55H97ZM105 56V55H104ZM136 56V55H135ZM65 57V56H64ZM81 57V56H80ZM181 57V56H180ZM260 57H262V59H263V56H262V53H261V50H260ZM42 58V57H41ZM62 58V57H61ZM99 58V57H98ZM102 58V57H101ZM122 58V57H121ZM129 58V57H128ZM183 58V57H182ZM188 58V57H187ZM95 59V58H94ZM150 59V58H149ZM178 59V58H177ZM181 59V58H180ZM235 59H237V60H235ZM17 60H20V63H17L16 61ZM121 60V59H120ZM182 60V59H181ZM37 61V60H36ZM38 61H39V59H38ZM37 61V62H38ZM40 61H41V59H40ZM39 61V62H40ZM45 61V60H44ZM56 62V61H55ZM121 62V61H120ZM123 62V61H122ZM202 62V61H201ZM109 63V62H108ZM124 63V62H123ZM158 63V64H157ZM260 63V65H262L264 62L263 61H261V62H259ZM97 64V63H96ZM96 64H95V66H96ZM110 64V63H109ZM114 64V63H113ZM89 65V64H88ZM157 65L160 67V69H158V67H157ZM216 65V64H215ZM217 65H219L218 63H217ZM33 66V65H32ZM86 66V65H85ZM94 66V67H95ZM113 66V65H112ZM115 66V65H114ZM119 67H120V65H118ZM35 67H37V65H34V68ZM89 67V66H88ZM122 67V66H121ZM229 67V66H228ZM41 68V67H40ZM90 68V67H89ZM95 68H98L97 66L95 67ZM103 68H104V70H105V77H104V79H102L101 80V82L103 83V84H105V86L103 87L102 85H100V83L98 82L97 83V81L93 84L94 85V87H93V91L96 93V94H98L97 95V98H98V100H99V102H100V104H99V106H98V108H96L95 106L96 105H98L97 104V101H96V105H94V107L92 108V110H91V113L92 114H95V115H99V117L101 116V118L102 117H104V118H110V116H113V114H114V112L115 111H117V110H119L120 109V105H121V101H120V99H119V97L116 99V96H115V94H118V95H120L122 92H123V82H122V80H123V76L120 74V73H118L119 75H117V73H115V71L114 70H112V69H110L109 67H106V65H103ZM58 69V68H57ZM75 69V68H74ZM110 69V70H109ZM117 69H118V67H117ZM165 69H167V70H165ZM46 70V69H45ZM51 70H53V69H51ZM97 70V69H96ZM41 71V70H40ZM93 71H94V69H93ZM118 70H116V72H117ZM141 71V70H140ZM139 71V72H140ZM54 73V71H51L50 73ZM56 72V71H55ZM120 72V71H119ZM127 72H129V71H127ZM153 72V73H152ZM209 72L211 73V75L209 74ZM40 73H42V72H40ZM88 73H89V71H88ZM218 73V74H217ZM233 73V72H232ZM37 74V73H36ZM42 74H44V73H42ZM91 74V73H90ZM47 75V74H46ZM183 77H182V76ZM216 75H218L220 78H218V77H216ZM236 75V74H235ZM38 76V75H37ZM49 76V75H48ZM54 76V75H53ZM237 76V75H236ZM235 76V77H236ZM47 77V76H46ZM56 77V76H55ZM88 77V76H87ZM93 77V76H92ZM159 77V76H158ZM255 78V79H254ZM92 79V78H91ZM48 80V79H47ZM81 80V79H80ZM94 80V79H93ZM43 81V82H44ZM48 81H50V80H48ZM146 81V82H147ZM154 81V80H153ZM229 81V80H228ZM232 81V80H231ZM241 81H243L242 83L243 84H238L239 82H241ZM53 82H57V84L60 82V81H58V80H54L53 79ZM77 82V86H78V90H80L79 92H85L86 90H88V91H90V88H91V86H92V84L90 83V85L88 84V83H86V82H79V80H77L76 81ZM75 82V83H76ZM93 82V81H92ZM149 82H151V81H149ZM70 83V82H69ZM68 83V84H69ZM119 84V86L117 87L116 86V84ZM165 83H167L169 86H165L166 84ZM230 83V82H229ZM245 83V84H244ZM52 84H54V83H52ZM56 84V83H55ZM56 84V85H57ZM149 85L151 86V84L149 83ZM8 86V85H7ZM54 86V85H53ZM53 86H51V87H53ZM59 86V85H58ZM63 86H65V85H63ZM68 86V85H67ZM45 87V86H44ZM48 88L50 87V85H48L47 86ZM55 87H57V86H55ZM135 88H138V87H135ZM145 88V87H144ZM144 88H143V90H144ZM154 88L155 89H158L157 88V86H154ZM202 88H206L207 90H212V91H214V94H213V96L211 95V96H206V97H204V92H201V89ZM218 88L219 89H221V92L219 93V95H218ZM240 90H243V91H247L246 93H244V92H242V91H239V89ZM51 89V88H50ZM49 89V90H50ZM55 89H58V88H55ZM67 89V88H66ZM72 89V88H71ZM125 89V88H124ZM139 89V88H138ZM22 90V89H21ZM41 90H43V91H41ZM52 90H54V88L52 89ZM59 90V89H58ZM91 90V91H92ZM180 90H182V89H180ZM51 91V90H50ZM55 91V90H54ZM60 91V90H59ZM65 91V90H64ZM137 91V90H136ZM145 91V90H144ZM158 91V90H157ZM160 91V90H159ZM174 91V90H173ZM41 92V93H40ZM58 92V91H57ZM71 92V91H70ZM69 92V93H70ZM168 92H169V94H168ZM179 92H181V91H179ZM184 92V91H183ZM55 93V92H54ZM52 94V95H55V94ZM87 93V92H86ZM125 93V92H124ZM30 94H29V98H32V97H30ZM62 94V93H61ZM61 94H59V95H56V97L57 98H59V97H61ZM65 94L66 93H64V94H62V95H64L65 96ZM68 94V93H67ZM71 94H72V92H71ZM71 94H69L70 96H71ZM76 94H78V92L76 93ZM105 94H108L107 96H109L108 98H105ZM140 95L142 94V93H139ZM157 94V93H156ZM174 94V92L172 93V95ZM180 94V93H179ZM182 94V93H181ZM234 94H236V96H234ZM48 95H50V94H48ZM48 95H46V97L48 96ZM90 95V94H89ZM143 95H145V94H143ZM148 95H149V93H148ZM153 95H155V93H152V96ZM218 95V96H217ZM14 96V95H13ZM34 96V95H33ZM75 96V95H74ZM142 96V95H141ZM151 96V97H152ZM165 96H162L161 95V93L159 94V96H158V98L159 99H162V98H166ZM46 97H45V99H46ZM49 97V96H48ZM84 97V96H83ZM217 97V98H216ZM37 98V97H36ZM51 98V97H50ZM54 98V97H53ZM66 98V97H65ZM78 98V97H77ZM90 98V97H89ZM88 98V99H89ZM129 99V100H127V99ZM141 98H144V97H141ZM150 98V97H149ZM67 99V98H66ZM84 99V98H83ZM126 99V100H125ZM138 99H140V98H138ZM151 99V98H150ZM152 99H155V98H153L152 97ZM29 100V99H28ZM89 100H91V99H89ZM46 101H48V100H46ZM64 101V100H63ZM143 101V100H142ZM170 101V100H169ZM34 102V101H33ZM38 102V101H37ZM66 102V101H65ZM69 102V101H68ZM92 102V101H91ZM116 102H118L119 103V108H116ZM124 107L122 108L123 109V112H120V114L121 113H123L124 114V108L127 106V105H129V104H132L131 102H130V98H129V95H126V94H124ZM211 102V103H210ZM240 102H242V103H240ZM67 103V102H66ZM71 104V106H72V108L73 107H75L76 106V108L75 109H77L78 107V103H83V104H86V105H89L90 106V102L88 101V100H82V99H78V100H75L74 98L71 100V102H70ZM203 103H210V105H205V104H203ZM34 104V103H33ZM53 104V103H52ZM92 104H93V102H92ZM95 104V103H94ZM66 105V104H65ZM68 105V104H67ZM66 105V106H67ZM126 105V106H125ZM192 105V104H191ZM233 105H236V109L235 108H231L230 109V107L231 106H233ZM238 105V106H237ZM50 106V105H49ZM62 106V105H61ZM61 106H60V108H61ZM66 106H65V108H66ZM69 106V105H68ZM70 106V107H71ZM138 106V105H137ZM158 106H160V104L158 105ZM258 106H260V107H262L263 108V111L261 110V109H259L258 108ZM64 107V106H63ZM80 107V106H79ZM187 107V106H186ZM50 108H53V107H50ZM58 108V107H57ZM68 108V107H67ZM72 108H71V110H72ZM174 108H176V107H174ZM184 108H185V106H184ZM70 109V108H69ZM74 109V110H75ZM131 109V108H130ZM157 109V108H156ZM178 109V108H177ZM66 110V109H65ZM68 110V109H67ZM78 110V109H77ZM155 110V109H154ZM73 111V110H72ZM72 111H71V113H72ZM170 111H171V109H170ZM204 111V112H203ZM78 112V111H77ZM147 112V111H146ZM154 112V111H153ZM174 112V111H173ZM223 112V113H222ZM62 113V112H61ZM118 113H119V111H118ZM117 113V114H118ZM143 113V112H142ZM150 113V112H149ZM161 113V112H160ZM169 113H171V112H169ZM55 116H57V117H59V114L58 113H53ZM115 114H116V112H115ZM115 114H114V117H115ZM61 115V114H60ZM137 115L138 114H133L132 113V117L133 118H136L137 117ZM145 115V117H146V114H144ZM150 114H147V117L149 116ZM164 115V114H163ZM162 115V116H163ZM223 115V116H222ZM117 117H116V122H114V120L113 119H108V121H111V122H109V124H105L104 126H100V122L98 123V127L101 129V130H103L105 133H107L108 134V132L106 131V130H104L108 125H110L111 126V123L113 124L112 125V127L114 126V125H118L119 123H122V124H124V121L122 120V121H120L121 120V117H123L122 116V114L121 115H116ZM159 116V115H158ZM166 116V115H165ZM169 116V115H168ZM52 117V116H51ZM70 117V116H69ZM146 117V118H147ZM251 117V118H252ZM103 118V119H104ZM64 119H65V117H64ZM99 119V118H98ZM102 119V120H103ZM123 119V118H122ZM168 119H170L169 117H168ZM219 119V120H220ZM112 120H113V122H112ZM149 120H151L150 118H149ZM47 121V120H46ZM49 121V120H48ZM56 121H58V120H56ZM104 121V120H103ZM102 121V122H103ZM126 121V120H125ZM152 121V120H151ZM50 122H53L52 120L50 121ZM49 122V123H50ZM55 122V121H54ZM94 122V121H93ZM152 122H154V121H152ZM173 122V121H172ZM181 122V121H180ZM186 122V121H185ZM56 123H58V122H56ZM55 123V124H56ZM104 123V122H103ZM149 123V121L148 120H146V121H144V123H142L141 125H138V126H136V128H138V129H141V128H143L144 126L146 127V125ZM160 123H164V122H160ZM248 123L251 125V123L248 121ZM73 124V123H72ZM156 124V123H155ZM154 124V125H155ZM165 124V123H164ZM190 124V123H189ZM225 124H227V127H225ZM30 125V124H29ZM137 125V124H136ZM166 125V124H165ZM64 126V125H63ZM106 126V127H105ZM127 126V125H126ZM178 126V125H177ZM239 126V125H238ZM2 127V126H1ZM60 126H58V128H59ZM77 127V126H76ZM76 127H75V129L74 130H76ZM97 127V128H98ZM109 127V126H108ZM120 127V126H119ZM159 127H161V126H159ZM195 127V126H194ZM43 128V127H42ZM248 128V127H247ZM41 129V128H40ZM60 129V128H59ZM132 129V128H131ZM135 129V128H134ZM149 129V128H148ZM161 129H163V128H161ZM185 129V128H184ZM67 130V129H66ZM73 130V131H74ZM142 130V129H141ZM146 130V129H145ZM210 130V129H209ZM250 130V129H249ZM73 131H72V133H73ZM157 131V130H156ZM193 131V130H192ZM264 131V130H263ZM67 132V131H66ZM71 132V131H70ZM167 132V131H166ZM15 133V132H14ZM34 133H37V131L35 132L34 131ZM33 133V131L31 130L30 131V137H32L30 140H28V145L31 147L30 149L31 150H35L36 152H32L31 150H30V154H35V156H37V160H38V162H36L34 165H35V167H37V168H39L40 167V164L39 163H41V161H42V158L41 157H43V156H41L40 155V153H37L38 151H37V149H39V148H36L35 149V144L34 143H36L37 145H39L40 146V144L42 143V146L44 145V147L45 148H47L48 150L49 149H52L53 150V152H54V154H53V156L52 157H54V160H55V163L56 164H59V166L62 168L61 169V172H62V170H65V167H62V164H61V161H60V158H59V152H60V150H61V147H59V145H47L46 143H45V141H47L46 139H45V141L43 142V138L39 135L40 134V132L38 131V135L36 136V134H34ZM65 133V132H64ZM142 133V132H141ZM13 133H11V135H12ZM75 134V133H74ZM78 134V133H77ZM142 134H144V133H142ZM149 135H151V134H154L153 132H151V134L150 133H148ZM174 134V133H173ZM35 135V136H34ZM55 135V134H54ZM57 135H59V133L57 134ZM65 135H66V133H65ZM68 135H71V134H68ZM146 135H147V133H146ZM165 135H166V133H165ZM184 135V134H183ZM249 135H250V133H249ZM18 136V135H17ZM67 136V135H66ZM78 136H80V135H78ZM152 136H154V135H152ZM151 136V137H152ZM158 135H156V137H157ZM22 137V136H21ZM59 137V136H58ZM72 137V136H71ZM70 136H69V138H71ZM150 137V136H149ZM16 136H14V138H13V141L14 142H10V143H12L11 144V146L14 148V154H16V153H18V154H21L22 155V158H24V155H23V153H20V149H18L19 147H17L18 145H20V143H19V140L16 142V145H15V141H16ZM23 138V137H22ZM35 138V139H34ZM48 138V137H47ZM53 138V137H52ZM55 138V137H54ZM53 138V139H54ZM79 137H77V139H78ZM153 138V137H152ZM178 138H183V140H185V139H188V138H186V137H178ZM59 139H60V137H59ZM68 139V138H67ZM75 139V138H74ZM80 139V138H79ZM49 140V139H48ZM197 140V139H196ZM240 140V139H239ZM256 140V139H255ZM23 141H25V140H23ZM73 141V140H72ZM198 142L196 143V147H195V149L196 150H198L197 148H201L203 145H201V141L200 140H197ZM212 141V140H211ZM214 141V140H213ZM261 141H262V144H264V133H263V136H262V139H261ZM48 142V141H47ZM85 142V141H84ZM209 142V141H208ZM228 142V141H227ZM14 143V144H13ZM19 143V144H18ZM25 143V142H24ZM52 143V142H51ZM50 143V144H51ZM55 143H57V142H55ZM78 143V142H77ZM194 143V142H193ZM23 144V143H22ZM95 145H96V143H94ZM207 144V143H206ZM6 145V144H5ZM14 145V146H13ZM25 145V144H24ZM24 145H21V146H24ZM64 145V144H63ZM62 145V146H63ZM73 145V144H72ZM192 145V144H191ZM194 145V144H193ZM256 145V144H255ZM7 146H8V144H7ZM98 146V145H97ZM208 146V145H207ZM240 146H241V142H238V139L237 138H235V140H234V146H233V152L234 151H237L238 152V155H237V159H236V161L235 162H237V163H239V162H243L244 163V165H245V167H244V176H245V173H247V172H249V173H251V174H253L254 172H256L257 173V175H255L254 177H252L251 179L252 180H247L246 181V185L247 186H249L251 189H254V190H256V192H255V194L257 195L260 191H261V189L262 188H264V153L262 152L261 154H260V157H258L257 156V154H256V151H257V149L254 147V144H252V143H247V144H244L243 145V147L242 148H240ZM2 147H4V145L2 146ZM6 147V146H5ZM4 147V148H5ZM64 147V146H63ZM68 147H71V146H68ZM93 147V148H92ZM99 147H100V145H99ZM4 148H2V152H3V150H4V153H6L7 151L9 152L10 151V149H4ZM98 147H96V146H91V149L90 150H93L92 152H94L95 153V151H97L98 149H97ZM102 148V147H101ZM104 148V147H103ZM102 148V149H103ZM254 148H255V150H254ZM23 150V152H25V151H28V149L27 150H25L24 149V147L22 148ZM42 149H43V147H42ZM70 149V148H69ZM85 149V148H84ZM232 149V148H231ZM16 150H18V152H16ZM20 150V151H19ZM47 150V151H48ZM100 150V149H99ZM43 151V150H42ZM50 151V150H49ZM67 151H69V150H67ZM263 151V150H262ZM10 152H13L12 150L10 151ZM44 152V151H43ZM65 152H66V150H65ZM85 152V151H84ZM89 152V151H88ZM91 152V151H90ZM98 152V151H97ZM94 153H92V154H94ZM99 153V152H98ZM102 153H103V151H102ZM197 153V152H196ZM12 154V153H11ZM17 154V155H18ZM26 154H28V153H25V155ZM48 154V153H47ZM83 154V153H82ZM85 154V153H84ZM86 154H87V150H86ZM104 154V153H103ZM223 154H225V151L223 152ZM89 155V154H88ZM88 155H87V157H88ZM99 155V154H98ZM11 156H13V155H11ZM47 156V155H46ZM49 156V155H48ZM61 156V155H60ZM84 156V155H83ZM96 156V155H95ZM192 156H194V155H192ZM196 156V155H195ZM5 157V156H4ZM3 157V158H4ZM7 157V156H6ZM14 157V156H13ZM12 157V158H13ZM51 157V158H52ZM85 157V156H84ZM83 157V158H84ZM137 157H138V159H141V155L139 154V153H137ZM188 157V156H187ZM190 157V156H189ZM218 157V156H217ZM8 158V157H7ZM6 158V159H7ZM15 158V157H14ZM19 158H21V156H19ZM19 158H17L18 160H19ZM26 158V157H25ZM31 158V157H30ZM29 158V159H30ZM36 158V157H35ZM43 158H45V157H43ZM259 158H261V159H259ZM17 159H16V161H17ZM46 159V158H45ZM87 159V158H86ZM196 159V158H195ZM26 160V159H25ZM49 160V162H50V159H47V160H43V161H48ZM15 161V162H16ZM29 161H32V160H29ZM104 161H107L106 159H99V160H97V161H91V160H83L81 163H80V169L82 170V171H86V170H89V169H91V168H93L94 166H95V164L97 163H100V162H104ZM123 161V160H122ZM2 162H3V160H2ZM5 162H6V160H5ZM8 162V161H7ZM22 162H24V161H21V163ZM45 162V163H46ZM16 163H20V161H18V162H16ZM20 163V165L22 166V164ZM27 164H29L28 162H26ZM31 163V162H30ZM128 163V162H127ZM127 163H124L125 165L127 164ZM6 164H8V163H6ZM12 164H14V163H12ZM12 164L11 163H9V168H11L12 169ZM33 164V163H32ZM50 164V163H49ZM96 164V165H97ZM17 165V164H16ZM19 165V164H18ZM41 165H42V163H41ZM48 165V164H47ZM99 165H101V164H99ZM142 165H143V163H142ZM5 166V165H4ZM14 166V165H13ZM23 166L24 167H22V169L24 170V168H25V165L23 164ZM28 166V165H27ZM128 166V165H127ZM132 166H134V163L132 164ZM8 167V166H7ZM18 167H20V166H18ZM29 167V166H28ZM102 167V166H101ZM123 167V166H122ZM1 168H2V165H1ZM0 168V169H1ZM9 168H7V169H9ZM15 168H17V167H15ZM44 168V167H43ZM42 168V169H43ZM48 168V167H47ZM120 168V167H119ZM128 167H126V169H127ZM137 168H139V167H137ZM136 168V169H137ZM183 168H184V166H183ZM189 168V167H188ZM6 169V168H5ZM4 169V170H5ZM19 169V168H18ZM35 168H33V170H34ZM131 169V168H130ZM129 169V170H130ZM140 169V168H139ZM22 170V171H23ZM141 170V169H140ZM146 170V169H145ZM116 171H117V169H116ZM132 173H133V170H130ZM228 171V170H227ZM9 172H10V175H11V172H12V170L10 171L9 170ZM18 172H19V170H18ZM24 172H25V170H24ZM31 172V171H30ZM39 172H40V170H39ZM93 172V171H92ZM137 172V171H136ZM242 172V171H241ZM240 172V173H241ZM118 173V172H117ZM243 173V172H242ZM36 174V173H35ZM114 174H115V172H114ZM229 174V173H228ZM248 174V173H247ZM251 174H248L249 176H251ZM31 175H32V173H31ZM134 175V174H133ZM235 175V174H234ZM13 176V175H12ZM229 176V175H228ZM240 176V175H239ZM253 176V175H252ZM34 177V176H33ZM36 177V176H35ZM56 177V176H55ZM246 177V176H245ZM13 178L15 179V176H13ZM18 178V177H17ZM57 178V177H56ZM72 178H74V177H72ZM12 179V178H11ZM32 179V178H31ZM46 179V178H45ZM58 179V178H57ZM197 179V178H196ZM245 179V178H244ZM33 180V179H32ZM49 180V179H48ZM123 180V179H122ZM10 181V180H9ZM77 181H78V179H77ZM123 181H125V182H127V183H129L130 184V186H126V187H124V188H122V190H125V191H132L133 193H138V191L140 190L139 189V186L138 185H136L135 183H133V182H131L130 180L129 181H127V180H123ZM14 182H15V180H14ZM13 182V183H14ZM40 182H45V180L44 179H41L40 180ZM226 181H222V184H224ZM233 182V181H232ZM11 183V182H10ZM35 183V182H34ZM33 183V184H34ZM39 183V182H38ZM56 183V182H55ZM78 183V182H77ZM140 183V182H139ZM237 183H239V184H241V185H243V181H237ZM67 184V183H66ZM99 184V183H98ZM141 184V183H140ZM238 184V185H239ZM245 184V183H244ZM15 185V184H14ZM68 185V184H67ZM115 187H116V189H121L119 186H117V181H115ZM142 185V184H141ZM141 185H140V187H141ZM226 185V184H225ZM235 185V184H234ZM33 186V185H32ZM43 186H44V184H43ZM43 186H42V188H43ZM142 186H144V185H142ZM227 186V185H226ZM231 186V185H230ZM7 187V186H6ZM40 187V186H39ZM76 187V186H75ZM36 188V187H35ZM41 188V187H40ZM55 188V187H54ZM61 188V187H60ZM59 188V190H55L56 192L54 193V198L55 197H57V196H62L63 195V193H62V191L60 192V189ZM79 188V187H78ZM142 188V187H141ZM236 188H238V186L236 187ZM57 189V188H56ZM108 189V188H107ZM166 189L167 190H169L171 193H174V194H180V195H182V196H184V195H186V194H189V190L187 189V188H184V187H179V186H176V185H174V184H170V185H167L166 186ZM175 189H178V190H175ZM37 190V189H36ZM62 190H64L63 188H62ZM72 190H74V189H72ZM191 190V189H190ZM234 190V189H233ZM68 191V189L67 190H65V192H67ZM113 191H115L116 193H119L117 190H113ZM232 191V190H231ZM32 192V191H31ZM70 192H71V190H70ZM80 192V191H79ZM85 192V191H84ZM109 192H111V191H109ZM191 192H193L192 190H191ZM190 192V193H191ZM219 192V191H218ZM222 192V191H221ZM4 193H6V192H4ZM4 193H1V194H4ZM37 193V192H36ZM43 193V192H42ZM42 193H40V194H42ZM50 193V192H49ZM77 193H78V191H77ZM122 193V192H121ZM199 193V192H198ZM246 193H248V191L247 190H241V191H239V193H233L232 194V197L231 198H236L239 194L240 195H244V194H246ZM39 194V193H38ZM48 194V193H47ZM105 194V193H104ZM108 194V193H107ZM193 194V193H192ZM200 194V193H199ZM203 194V193H202ZM217 194V193H216ZM221 194V193H220ZM250 194V193H249ZM254 194V195H255ZM7 196H9V194L7 193L6 194ZM6 195H3V196H6ZM34 196L32 197V198H34L35 197V194H33ZM103 195V194H102ZM116 195V194H115ZM125 195V194H124ZM201 195V194H200ZM223 195V194H222ZM225 195V194H224ZM254 195H253V199H254ZM2 196V197H3ZM7 196H6V198H7ZM31 196V195H30ZM38 196V195H37ZM42 196V195H41ZM40 196V197H41ZM73 196V195H72ZM260 196V195H259ZM11 197V196H10ZM25 197H27V196H25ZM39 197V198H40ZM50 197V196H49ZM64 197V196H63ZM66 197H68V196H66ZM65 197V198H66ZM202 197V196H201ZM217 197H219L218 195H217ZM216 197V198H217ZM223 197V196H222ZM261 197V196H260ZM28 198H29V196H28ZM36 198V197H35ZM38 198V197H37ZM52 198V197H51ZM78 198V197H77ZM91 198V197H90ZM238 198V197H237ZM62 199V198H61ZM64 199V198H63ZM98 199V198H97ZM104 199V198H103ZM194 199V198H193ZM228 199H229V197H225L224 198V200H226V201H228ZM240 199V198H239ZM258 198H256V200H257ZM37 200V199H36ZM49 200V199H48ZM55 200V199H54ZM172 200V199H171ZM182 200V199H181ZM217 200H218V198H217ZM220 200V199H219ZM230 200V199H229ZM233 200V199H232ZM232 200H230V201H232ZM235 200V199H234ZM233 200V201H234ZM255 200V199H254ZM28 201V200H27ZM79 201V200H78ZM21 202V201H20ZM44 202V201H43ZM60 202V201H59ZM75 201H73V203H74ZM150 202V201H149ZM174 202H176V201H174ZM190 202V201H189ZM201 202V201H200ZM252 201H250V203H251ZM38 203V202H37ZM45 203V202H44ZM65 203L67 204V202L65 201ZM71 203V202H70ZM191 203V202H190ZM217 203V202H216ZM225 203V202H224ZM223 203V204H224ZM256 203V202H255ZM26 204V203H25ZM28 204V203H27ZM39 204V203H38ZM50 204V203H49ZM55 204V203H54ZM72 204V203H71ZM109 204V203H108ZM138 204V203H137ZM139 204H140V201H139ZM220 204H221V202H220ZM226 204V203H225ZM40 205V204H39ZM58 205V204H57ZM97 205V204H96ZM105 205V204H104ZM193 205V204H192ZM228 205H230V204H228ZM232 205V204H231ZM61 206V205H60ZM10 207V206H9ZM30 207V206H29ZM32 207H33V205H32ZM41 207H42V205H41ZM44 207V206H43ZM55 207V206H54ZM66 207V206H65ZM70 207V206H69ZM25 208L28 210L29 208H27L26 207V205H25ZM37 208V207H36ZM72 208H73V206H72ZM90 207H88V209H89ZM95 208V207H94ZM107 208V207H106ZM109 208V207H108ZM107 208V209H108ZM115 208V207H114ZM45 209H47V208H45ZM85 209V208H84ZM39 210V209H38ZM41 210V209H40ZM49 210V209H48ZM60 210H61V207H60ZM60 210H58V211H60ZM85 210H87V209H85ZM96 210H98V209H96ZM99 210H101V209H99ZM110 210H111V208H110ZM109 210V211H110ZM183 210V209H182ZM32 211V210H31ZM33 211H35V209H33ZM47 211V210H46ZM45 211V212H46ZM103 211V210H102ZM28 212H30V210L28 211ZM36 212H38V214L41 212H39V211H37L36 210ZM44 212V213H45ZM55 212V211H54ZM70 212V211H69ZM68 212V213H69ZM82 212H84L83 210H82ZM88 212V211H87ZM99 212V211H98ZM105 212H106V210H105ZM104 211H103V213H105ZM108 212V211H107ZM113 212V211H112ZM56 213H58V212H56ZM67 213V214H68ZM74 213V212H73ZM86 213V212H85ZM111 213V212H110ZM110 213H108L109 215H110ZM36 214V213H35ZM38 214L36 215V216H38ZM41 214V213H40ZM43 214V213H42ZM46 214V213H45ZM52 214V213H51ZM71 214V213H70ZM107 214V213H106ZM47 215V214H46ZM45 215V216H46ZM57 215V214H56ZM81 215H82V213H81ZM81 215L79 214V212H78V214H77V216L79 217H81ZM113 215H115V214H113ZM25 216V215H24ZM35 216V215H34ZM34 216H32L33 218H34ZM36 216H35V219L34 220H36L37 218H36ZM57 216H59V215H57ZM76 215L74 214V217H75ZM97 216H99V213H98V215H94L93 217H97ZM111 216V215H110ZM32 217L31 218H29L31 221H32V225H34V222L35 221H33L32 220ZM71 217H73V215L71 216ZM70 217V218H71ZM77 217V218H78ZM83 217V216H82ZM92 217V216H91ZM172 217V216H171ZM217 217V216H216ZM46 218V217H45ZM67 218H68V216H67ZM76 218V217H75ZM87 218H88V216H87ZM89 218H90V216H89ZM222 218V217H221ZM44 219V218H43ZM56 219V218H55ZM60 219V218H59ZM73 219V218H72ZM20 220V219H19ZM25 220V219H24ZM46 220H48V218L46 219ZM45 220V221H46ZM57 220H58V217H57ZM68 221H69V219H67ZM93 220V219H92ZM21 221V220H20ZM38 221V220H37ZM43 221V220H42ZM49 221V220H48ZM56 221V220H55ZM61 220H59L58 222H60ZM62 221H64V220H62ZM66 221V220H65ZM74 221H77V220H74ZM135 221V220H134ZM137 221V220H136ZM41 222V221H40ZM39 221L38 222H36L37 224L38 223H40ZM53 222H54V220H53ZM57 222V221H56ZM70 222V221H69ZM79 222V223H78ZM78 222H76V224L78 223V225L80 224V221L78 220ZM211 222V221H210ZM216 222V221H215ZM25 223V222H24ZM23 223V224H24ZM42 223V222H41ZM40 223V224H41ZM62 223V222H61ZM61 223H59V224H61ZM89 223V222H88ZM99 223H100V225H101V223L102 222H100L99 221ZM212 223H213V221H212ZM26 224V223H25ZM30 224H31V222H30ZM48 224V223H47ZM62 224H64V222L62 223ZM74 224V223H73ZM87 224V223H86ZM214 224V223H213ZM223 224H225V223H223ZM36 225V224H35ZM82 225V224H81ZM81 225H80V227H81ZM172 225V224H171ZM210 224H208V226H209ZM219 225H220V223H219ZM222 225V224H221ZM26 226V225H25ZM42 226H43V223H42ZM61 226V225H60ZM68 226H69V224H68ZM71 226V225H70ZM87 226V225H86ZM95 226V225H94ZM211 226V225H210ZM23 227H24V225H23ZM27 227V226H26ZM41 226H39L38 228H40ZM72 227H74V225L72 226ZM96 227V226H95ZM98 227H100V226H98ZM103 227V226H102ZM97 228V227H96ZM20 229V228H19ZM18 229V230H19ZM23 229V228H22ZM29 229V226H28V228H27V230ZM42 229V228H41ZM47 229V228H46ZM51 229V228H50ZM56 229V228H55ZM68 230H67V232L70 234V236L71 237H73V239H75L76 240V242H77V244L79 245V246H81L82 247V249H81V251H77L78 253H81V255L82 254H86L87 252H91V250H94L96 253H100V254H102L104 257H105V259H106V261L104 262V261H102L103 263L102 264H131L132 262H134V263H137V264H154V263H156V262H159L160 264H170L171 262L169 261L170 259H172V258H175L176 256H175V254H173V255H170L171 253H173L174 252V250L172 249V248H176L175 246H173V244L171 243V247H169V246H167V247H163L162 248V251H152V249H150V248H152L153 247V245H152V243L154 242V244H155V241H153L152 243H151V245H152V247L150 246V250H148L147 251V254L148 255H150V256H152V257H154L156 260H153V261H151L152 259H151V257L150 258H147V256H146V254H145V249H144V247L142 248L138 243H136L135 242V244H126V245H124V242L123 243H118V244H113V242L112 241H110L109 243H106V244H100V243H95L94 242V239H95V237H94V235H92L91 233H87V230H86V232H84V229H83V231H79V232H71L69 229L70 228H67ZM75 229V228H74ZM73 229V230H74ZM78 229V228H77ZM88 229V228H87ZM192 229V228H191ZM26 230V231H27ZM37 230V229H36ZM48 230H49V227H48ZM79 230H81V228L79 229ZM94 228L92 229V231H93V233H94ZM141 230V229H140ZM158 230V229H157ZM209 230V229H208ZM212 230H213V228H212ZM31 231H32V229H31ZM43 232H44V230H42ZM177 231V230H176ZM228 231V230H227ZM37 232V231H36ZM42 232V233H43ZM45 232H46V230H45ZM54 232V231H53ZM56 232V231H55ZM66 232V231H65ZM121 232V231H120ZM119 232V233H120ZM192 232V231H191ZM28 233V232H27ZM27 233H25V235H27V238H29L30 236H32V234H31V232H29L30 233V235H29V237H28V234ZM39 233V232H38ZM41 233V235H44V234H42ZM98 233V232H97ZM142 233V232H141ZM46 234H47V232L45 233V235H44V237L46 236ZM48 234H51V233H48ZM95 234V233H94ZM115 234H117V233H115ZM228 234H229V232H228ZM24 235V234H23ZM64 235V234H63ZM138 235V234H137ZM236 235V234H235ZM21 236H22V234H21ZM40 236V235H39ZM86 236H88V237H93L92 239H88ZM134 236H136L135 234H134ZM140 236V235H139ZM153 236V235H152ZM192 236H194V235H192ZM252 236H254V235H252ZM261 236V235H260ZM24 237V236H23ZM57 237H59V236H56V238ZM126 237V236H125ZM143 237V236H142ZM146 237H147V235H146ZM157 238H158V236H156ZM168 237V236H167ZM224 237V236H223ZM226 237V236H225ZM231 237V236H230ZM34 238V237H33ZM55 238V237H54ZM54 238H53V240H54ZM96 238L98 239V240H103V238H101L100 237V235H99V237L98 236H96ZM149 238H151V237H149ZM228 238V237H227ZM31 239V238H30ZM29 239V240H30ZM45 239V238H44ZM145 239V238H144ZM173 239V238H172ZM171 239V240H172ZM226 239V238H225ZM232 239H233V237H232ZM260 239V238H259ZM57 240V239H56ZM64 240H66L65 238L62 240H59L58 241V244H60V243H63V244H65V241ZM67 240H69V239H67ZM146 240V239H145ZM148 240V239H147ZM152 240V239H151ZM151 240H148V241H151ZM234 240V239H233ZM161 241V240H160ZM169 241H170V239H169ZM22 242H25L26 243V245L28 244V246L30 245L31 246V242H33V241H28L27 239L26 240H22ZM54 242H55V240H54ZM72 242H73V240H72ZM75 242V243H76ZM104 242H105V240H104ZM142 242V241H141ZM157 243H156V245L158 244V242H159V240L157 239V241H156ZM164 242V241H163ZM178 242V241H177ZM15 243V242H14ZM145 243V242H144ZM143 243V245H145ZM149 243V242H148ZM161 243V242H160ZM74 244V243H73ZM237 244V243H236ZM41 245H43V244H41ZM45 245V244H44ZM43 245V246H44ZM147 245V244H146ZM74 246V245H73ZM72 246V247H73ZM77 246V245H76ZM122 247V246H124L123 248H119V247ZM148 246V245H147ZM57 247V246H56ZM141 247V248H140ZM146 247V246H145ZM158 247H159V245H157V248L156 247H153V249H156V250H158ZM181 247V246H180ZM127 248H130L129 250H125V249H127ZM147 248V247H146ZM178 248V247H177ZM200 248V247H199ZM161 249V248H160ZM159 249V250H160ZM190 249H192V248H190ZM226 249V248H225ZM123 250H124V252H123ZM223 250V249H222ZM243 250V249H242ZM190 251H192V250H190ZM61 252V251H60ZM72 252L73 251H71V253H69V254H72ZM185 252V251H184ZM197 252V251H196ZM196 252H195V254H196ZM222 252V251H221ZM66 253V252H65ZM182 253V252H181ZM231 253V252H230ZM32 254V253H31ZM62 254H63V252H62ZM77 254V253H76ZM180 254V253H179ZM184 255H186V253H183ZM194 254V256H196ZM30 255V254H29ZM176 255H178L177 254V251H176ZM188 255V254H187ZM224 255V254H223ZM234 255V254H233ZM236 255V254H235ZM241 255V254H240ZM32 256V255H31ZM47 256V255H46ZM181 256V255H180ZM179 256V257H180ZM227 256V255H226ZM229 256V255H228ZM227 256V257H228ZM243 258H244V256H245V258H247V261H253V262H255V261H257V260H259L260 262H261V264H264V255L262 254V255H254L252 252H250V251H248V250H246L245 252H243ZM39 257H40V255H39ZM68 257V256H67ZM178 257V258H179ZM189 257V256H188ZM192 257V256H191ZM221 257V256H220ZM219 257V258H220ZM234 257V256H233ZM88 258V257H87ZM184 258V257H183ZM190 258V257H189ZM181 259V257L179 258V260ZM195 259V258H194ZM233 259V258H232ZM253 259V260H252ZM128 260H132V261H128ZM184 260H188L187 259V257H186V259H184ZM223 260V259H222ZM222 260H220V261H222ZM100 261V262H101ZM176 261H177V259H176ZM191 261V260H190ZM196 261V260H195ZM219 261V262H220ZM226 261H227V259H226ZM225 261V262H226ZM59 262V261H58ZM108 262V263H107ZM180 262V261H179ZM182 262V261H181ZM202 262V261H201ZM201 262H199V263H201ZM210 262H212V261H210ZM229 262V261H228ZM48 263V262H47ZM46 263V264H47ZM186 263V262H185ZM208 263H209V261H208ZM212 263H215V262H212ZM53 264V263H52ZM72 264H74L73 262H72ZM79 264V263H78ZM95 264H96V262H95ZM157 264V263H156ZM172 264H173V262H172ZM176 264H178V263H176ZM182 264V263H181ZM188 264H190V263H188ZM192 264V263H191ZM197 264V263H196ZM202 264V263H201ZM211 264V263H210ZM216 264H218V263H216ZM220 264V263H219ZM255 264V263H254Z\"/></svg>",
    "mask_w": 264,
    "mask_h": 264
},
{
    "label": "water",
    "instance_id": "95a60500",
    "mask_svg": "<svg viewBox=\"0 0 264 264\" xmlns=\"http://www.w3.org/2000/svg\"><path fill=\"white\" fill-rule=\"evenodd\" d=\"M73 39H76L78 36L76 35H72L71 36ZM148 79V74L144 71H140L136 74V77H135V81L138 85H143L146 83ZM117 186H119L120 188H124L126 186H130L129 183L123 181V180H118L117 181ZM175 190H178V189H175Z\"/></svg>",
    "mask_w": 264,
    "mask_h": 264
}]
</instances>
